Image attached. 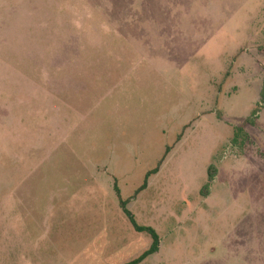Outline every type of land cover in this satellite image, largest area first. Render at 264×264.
<instances>
[{
  "label": "rangeland",
  "instance_id": "374dc122",
  "mask_svg": "<svg viewBox=\"0 0 264 264\" xmlns=\"http://www.w3.org/2000/svg\"><path fill=\"white\" fill-rule=\"evenodd\" d=\"M263 80L264 0H0V264L136 259L114 185L138 264H264Z\"/></svg>",
  "mask_w": 264,
  "mask_h": 264
},
{
  "label": "trees",
  "instance_id": "16d2710c",
  "mask_svg": "<svg viewBox=\"0 0 264 264\" xmlns=\"http://www.w3.org/2000/svg\"><path fill=\"white\" fill-rule=\"evenodd\" d=\"M264 106V80L262 83L261 91H260V96H259V104L257 107L252 111L250 118H248L246 121L248 124L253 125L254 121L253 118L254 116L258 113V109L260 107ZM241 135L242 134V129L238 128L236 135ZM167 153V151H166ZM161 165V162L158 163V166L154 168L153 170L148 171L145 174L144 181L140 185V187L135 191V194H138L139 192L143 191L146 186H147V180L152 174H156L159 166ZM216 173V168L214 166H209L207 169V182L206 184L202 187L201 193L205 195L207 193L208 187L210 183L213 181ZM114 192L116 194L117 200H118V205L122 211V213L125 215V217L128 219L129 223L131 224L133 230L137 233H147L150 236L151 239V244L149 248L144 251L140 256H138L136 259L129 261L125 264H138L141 261H143L146 257H148L151 254H155L158 251L159 248V237L157 233L155 232L154 229L151 227H144L140 226L136 223L134 216L131 214V212L127 209V201L123 200L120 196V192L116 185H114Z\"/></svg>",
  "mask_w": 264,
  "mask_h": 264
}]
</instances>
